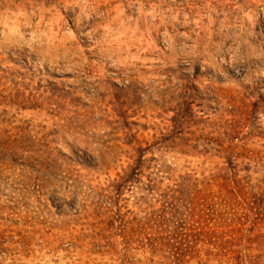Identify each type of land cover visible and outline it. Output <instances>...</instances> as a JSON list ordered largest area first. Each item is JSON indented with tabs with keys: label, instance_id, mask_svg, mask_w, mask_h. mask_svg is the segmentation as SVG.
I'll list each match as a JSON object with an SVG mask.
<instances>
[{
	"label": "rangeland",
	"instance_id": "374dc122",
	"mask_svg": "<svg viewBox=\"0 0 264 264\" xmlns=\"http://www.w3.org/2000/svg\"><path fill=\"white\" fill-rule=\"evenodd\" d=\"M139 8L0 0V264H264V3Z\"/></svg>",
	"mask_w": 264,
	"mask_h": 264
},
{
	"label": "clouds",
	"instance_id": "9594fccd",
	"mask_svg": "<svg viewBox=\"0 0 264 264\" xmlns=\"http://www.w3.org/2000/svg\"><path fill=\"white\" fill-rule=\"evenodd\" d=\"M138 2L140 4V8L138 9V11L141 13V15H144L145 13L143 12V0H138ZM222 2L226 4V3H230L231 0H222ZM259 2L260 3H264V0H259ZM237 7H239V5H237ZM125 11L126 10L122 8L121 11L118 13V16L124 15ZM169 11H171V9H169ZM212 11H216V10L213 9ZM100 15L102 16L103 13H101ZM147 15L152 16V19L155 20L156 16L159 15V13H156L155 10L153 9V10L149 11L147 13ZM179 15H180L179 12H177L175 15H172L171 16V20L172 21H177L179 19ZM243 15H244V18H246L250 23L253 21V15L251 13V10H249L248 12H244ZM205 16H206V18L208 20L209 26H211L213 23H215V20L213 19V16H212L211 12L206 13L204 16H200L199 18L193 19L190 22L194 23L197 26V28H199L200 24H201V20H203L205 18ZM223 17H224V20H227L228 13L224 12L223 13ZM113 19L115 20L116 18L114 17ZM128 19L132 20L133 17L130 16V17H128ZM184 20H185V23L189 22L187 13L184 14ZM120 23H121V26L124 25V21L123 20H121ZM161 23H165V17L164 16H161ZM253 27H255V24L253 25ZM95 31L102 32V35H101L100 39H97L95 41V44L100 47V51L101 52H103L107 47H110L114 40H118L120 38V36H124L125 35V32H120L118 36H114L110 40L109 37L113 33L112 22L98 25V27L95 29ZM132 32H133V35H135V30L134 29L132 30ZM45 35H46V33H45ZM74 35L75 34L73 33V36ZM86 38H87V36H86ZM35 39H36V34L33 33L32 34V40H35ZM29 46L31 47V44H29ZM192 74L193 73H191V72L183 73V75L186 76V77L190 76Z\"/></svg>",
	"mask_w": 264,
	"mask_h": 264
}]
</instances>
